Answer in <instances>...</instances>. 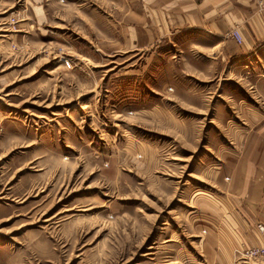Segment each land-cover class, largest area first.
Here are the masks:
<instances>
[{
	"label": "rangeland",
	"instance_id": "rangeland-1",
	"mask_svg": "<svg viewBox=\"0 0 264 264\" xmlns=\"http://www.w3.org/2000/svg\"><path fill=\"white\" fill-rule=\"evenodd\" d=\"M141 7L0 0V264H264L208 240L264 117V47L140 51Z\"/></svg>",
	"mask_w": 264,
	"mask_h": 264
},
{
	"label": "crops",
	"instance_id": "crops-1",
	"mask_svg": "<svg viewBox=\"0 0 264 264\" xmlns=\"http://www.w3.org/2000/svg\"><path fill=\"white\" fill-rule=\"evenodd\" d=\"M141 8L142 12L132 14V38L140 51L158 47L163 40L175 42L178 33L192 35L194 31L207 37L199 42L187 37L201 48H216L229 41L236 53L257 55L264 47V0H142ZM233 29L240 31L241 45L230 36ZM209 39L213 42L207 43ZM260 122L227 167L223 203L229 206L209 214L215 230L208 240L213 249L229 254L238 247L264 246L257 226L264 224V117ZM220 232L227 235L226 243Z\"/></svg>",
	"mask_w": 264,
	"mask_h": 264
},
{
	"label": "built area",
	"instance_id": "built-area-1",
	"mask_svg": "<svg viewBox=\"0 0 264 264\" xmlns=\"http://www.w3.org/2000/svg\"><path fill=\"white\" fill-rule=\"evenodd\" d=\"M230 36L235 39V41L241 45V43L243 42V37L241 35V33L239 32V30L234 29L231 31ZM66 65L68 67L71 66V62L70 61H66ZM258 229L260 231V233L264 236V224L262 223H258L257 224ZM243 258L245 260L248 259H259V258H263L264 257V246L263 247H250L247 248L246 250L243 251L242 253Z\"/></svg>",
	"mask_w": 264,
	"mask_h": 264
}]
</instances>
